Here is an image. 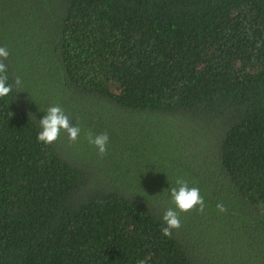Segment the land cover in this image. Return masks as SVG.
<instances>
[{
  "label": "trees",
  "instance_id": "1",
  "mask_svg": "<svg viewBox=\"0 0 264 264\" xmlns=\"http://www.w3.org/2000/svg\"><path fill=\"white\" fill-rule=\"evenodd\" d=\"M0 47V264H264V0H0Z\"/></svg>",
  "mask_w": 264,
  "mask_h": 264
},
{
  "label": "clouds",
  "instance_id": "2",
  "mask_svg": "<svg viewBox=\"0 0 264 264\" xmlns=\"http://www.w3.org/2000/svg\"><path fill=\"white\" fill-rule=\"evenodd\" d=\"M8 56V50L0 47V99L7 97L13 91L12 85L8 83L7 65L4 63ZM14 83L16 86H20L22 81L17 77ZM38 123L40 131L37 135V142L44 146L54 144L60 138L61 132L67 134L70 143H75L81 131L78 125L71 123L68 115L58 105L50 106ZM87 138L89 143L96 148L98 155L103 157L107 152L109 142L107 132L98 135H93L89 132ZM176 184L178 187L171 186L168 189L171 203L175 207L167 208L162 217L166 226L161 229V232L164 237L169 238L172 236L173 230H179L181 227L180 214H187L194 210L202 214L206 207L199 188L189 187L188 183L183 179H177ZM216 207L221 213L226 211L223 203H218ZM137 264H147V260L140 259Z\"/></svg>",
  "mask_w": 264,
  "mask_h": 264
}]
</instances>
